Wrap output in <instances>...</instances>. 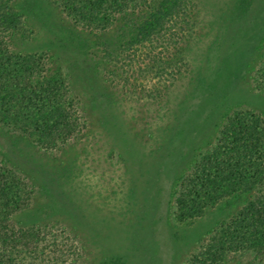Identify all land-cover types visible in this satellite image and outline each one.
<instances>
[{"label": "rangeland", "instance_id": "obj_1", "mask_svg": "<svg viewBox=\"0 0 264 264\" xmlns=\"http://www.w3.org/2000/svg\"><path fill=\"white\" fill-rule=\"evenodd\" d=\"M31 1L27 37L13 36L12 46L47 55L45 72L63 73L78 120L75 135L52 149L0 123V162L23 185L22 207L9 220L42 228V264H264L247 248L245 235L228 243V256L206 250L218 226L251 194L220 198L191 219L176 215L174 197L234 110L264 116V93L252 81L263 56L264 0H253L243 15L235 0H196L190 10L198 15L194 39L181 41L171 55L162 52L179 50L186 70L158 86L155 79L124 83L120 71L112 72L115 59L106 51L117 45L122 18L107 30H90L50 0ZM216 57L226 58V69L235 73L223 102L205 117L195 89L202 75L215 71Z\"/></svg>", "mask_w": 264, "mask_h": 264}, {"label": "trees", "instance_id": "obj_2", "mask_svg": "<svg viewBox=\"0 0 264 264\" xmlns=\"http://www.w3.org/2000/svg\"><path fill=\"white\" fill-rule=\"evenodd\" d=\"M50 1L72 23L85 29L107 30L122 18L117 45L106 54L114 57L112 72L120 71L124 83L133 80L144 85L143 81L150 83L155 79L158 86L161 80L174 82L186 70L185 57L179 50L174 56L162 52L171 55L170 49L181 41L194 39V19L198 15L192 16L190 10H196V0ZM252 2L235 0V11L247 14ZM31 3L0 0V123L28 134L40 148L52 149L74 136L78 129L76 97L60 70L45 72L50 61L44 52H23L12 46L13 36L27 37L25 8ZM208 60L212 63L211 57ZM225 61L226 58L216 57L215 71L202 75L201 85L195 89L199 104L207 108L205 117L213 106L223 102L235 73L226 69ZM252 81L254 88L264 93V48ZM242 193L251 194L250 199L234 218L218 226L220 229L213 233L206 250H213L214 256H228V243L245 235L255 260L264 262V116L236 109L213 142L200 152L191 173L181 178L174 196L176 215L191 219L205 208H213L220 198L236 201ZM22 194L20 178L0 162V264H42L40 255L46 245L39 236L42 228L16 227L9 220V214L22 207ZM197 255L195 263H199V252Z\"/></svg>", "mask_w": 264, "mask_h": 264}]
</instances>
